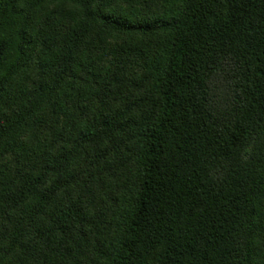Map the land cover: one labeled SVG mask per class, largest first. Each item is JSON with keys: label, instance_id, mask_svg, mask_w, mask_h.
I'll return each mask as SVG.
<instances>
[{"label": "trees", "instance_id": "obj_1", "mask_svg": "<svg viewBox=\"0 0 264 264\" xmlns=\"http://www.w3.org/2000/svg\"><path fill=\"white\" fill-rule=\"evenodd\" d=\"M0 264H264V0H0Z\"/></svg>", "mask_w": 264, "mask_h": 264}]
</instances>
